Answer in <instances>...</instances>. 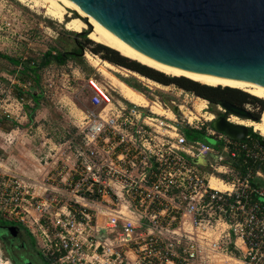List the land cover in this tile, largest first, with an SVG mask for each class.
I'll return each instance as SVG.
<instances>
[{"label": "built area", "instance_id": "built-area-1", "mask_svg": "<svg viewBox=\"0 0 264 264\" xmlns=\"http://www.w3.org/2000/svg\"><path fill=\"white\" fill-rule=\"evenodd\" d=\"M16 75L19 94L7 89V108L0 84V120L16 119L32 92L46 93ZM88 80L71 131L38 142L37 176L7 168L0 147V219L24 227L48 264H264L258 131L236 140L216 130L217 114L205 119L202 99L175 84L143 83L134 90L146 103H137Z\"/></svg>", "mask_w": 264, "mask_h": 264}, {"label": "water", "instance_id": "water-1", "mask_svg": "<svg viewBox=\"0 0 264 264\" xmlns=\"http://www.w3.org/2000/svg\"><path fill=\"white\" fill-rule=\"evenodd\" d=\"M66 1L135 52L166 67L220 82L264 83V0ZM91 31L88 24L77 33ZM168 105L177 112V106ZM219 105L225 112L211 126L243 140L250 127L226 115L256 118L227 100Z\"/></svg>", "mask_w": 264, "mask_h": 264}, {"label": "rangeland", "instance_id": "rangeland-1", "mask_svg": "<svg viewBox=\"0 0 264 264\" xmlns=\"http://www.w3.org/2000/svg\"><path fill=\"white\" fill-rule=\"evenodd\" d=\"M45 12L44 8L36 5L31 0H0V53L20 63H14L0 54V84L5 91V99L1 102L3 107L7 108V89L11 91L10 96L13 98L19 94L17 86L11 85L9 80L16 75L15 72L19 66H21L19 67L21 69L25 63H39L44 53L49 49L54 53L67 52L73 54L78 48V45L82 48L81 51H77L78 55H67L62 64L51 61L45 67L39 68L35 73L27 70H20L17 73L18 76H16L18 79L22 80L28 77L33 80L34 88L37 91L43 88L46 92L44 95L39 96L37 105L32 101V104L27 102L23 103L22 108L26 115H23L24 113L20 110L21 106L18 105L20 107L19 110L15 113L13 112V117L16 116V119L7 118L0 120V142L5 141L1 130L5 131L15 128L17 131L12 134L13 138H8L11 141L13 140L11 145H20L21 151L17 148H14L12 151L18 155L20 154L22 158L25 157L24 159L30 158V156L26 155L28 151L25 148L27 147L35 151L33 147L35 145L34 141L37 140L39 142L41 140L40 132L38 135L36 133L37 126L42 129L44 127L45 130L43 132L47 136L57 137L58 139L62 137L65 131L66 133L71 131L73 115L78 113V108L83 107V101L90 94V91L84 88V85L88 83L90 77L100 80L107 86H112L110 80L96 66L92 65L85 56V54H88L95 60H98L100 65L103 62H107L102 60L100 55L91 51L90 47L83 46L85 39H90L88 35L65 28L64 22L72 16L75 17V14H67L61 23L57 19L48 17ZM86 30L84 29L83 31ZM115 66L121 72L110 69L109 71L121 82L123 81L117 75L130 78L133 82L140 83L141 85H144L146 83L145 81L148 80L155 82L134 70L123 66ZM133 73L144 77L146 80L139 79ZM49 84H52V86H49ZM161 86L162 88L168 89L163 85ZM113 93L117 96L119 95L117 92ZM162 96L166 100L173 98L169 92H162ZM26 98L29 99V95ZM205 101V106L207 107H205L206 109L203 112L211 114L212 116V113L219 115L217 107L206 99ZM244 107L253 115L259 113L258 120L249 119L251 122L255 121V123H258L264 112V106L260 108V105L257 103H248ZM1 111L2 108H0ZM30 113L33 115L32 120H29ZM241 118L239 117V119ZM250 128L252 131L254 130L253 127ZM258 134L263 135L264 138V134H260L259 132ZM205 140L210 144L216 143L213 138H205ZM30 167L34 169L33 166L30 165ZM28 238L32 240L30 236ZM35 249H38L36 244ZM3 262L12 264L9 257L3 253L0 243V263Z\"/></svg>", "mask_w": 264, "mask_h": 264}, {"label": "bare ground", "instance_id": "bare-ground-1", "mask_svg": "<svg viewBox=\"0 0 264 264\" xmlns=\"http://www.w3.org/2000/svg\"><path fill=\"white\" fill-rule=\"evenodd\" d=\"M21 1H28V0H21ZM35 2L36 5L42 7L45 9V14L52 18V19H57L62 23L64 20L65 16L75 14V17H70L67 21L64 22V26L68 30H72L75 32H80L83 31L84 29L88 28V24L92 27V31L89 32L88 38L92 39L95 42L104 44L108 47H111L115 50H117L121 55L126 56L130 59L136 60L139 63H142L148 67H151L155 70H158L160 72H163L164 74L167 75H172V76H179V77H185L190 80L206 84L209 86H228L232 88H238L241 89L245 92H248L249 94H252L256 97L263 98L264 99V83H260L257 81H238V82H220V81H214V80H209V79H204V78H199L187 73H183L181 71L175 70L170 67H166L162 64H159L157 62H154L143 55L135 52L132 50L130 47L125 45L123 42L118 40L116 37H114L112 34H110L108 31H106L97 21H95L93 18L89 17L85 13L81 12L76 6L72 5L66 0H31ZM86 19V21L84 20ZM86 58L88 61L96 66L98 70L110 80L111 84L115 87H118L121 93L129 98L131 101H135L137 103H146V100L144 97L139 95L134 89L128 87L126 84L118 80L114 75H112L110 70L116 71V72H121V70L109 63V62H103L102 65H100L98 60H95L88 54H85ZM123 74V73H122ZM136 75L139 79L141 80H146L144 77L139 76L138 74L133 73ZM150 85L162 88L161 85L152 82L150 80L145 81ZM165 89V88H163ZM205 100H201L200 103L196 105V109L199 112H202L203 117L207 120L213 119V116L211 114L204 113L202 109H205ZM157 111L159 113H163V109L158 107ZM229 119L232 122L235 123H240L244 124L250 127H253L254 130L258 131L260 134H264V112L261 116V119L258 123L251 122L249 119H239L238 116L231 115ZM0 264H7L5 262L0 263Z\"/></svg>", "mask_w": 264, "mask_h": 264}, {"label": "trees", "instance_id": "trees-1", "mask_svg": "<svg viewBox=\"0 0 264 264\" xmlns=\"http://www.w3.org/2000/svg\"><path fill=\"white\" fill-rule=\"evenodd\" d=\"M83 46L90 47V50L93 51L95 54L100 55V57L104 61H107L114 65L123 66L131 70H134L142 74V76L144 75V77L148 79H151L155 82L157 81V83L159 84L160 83L163 85L175 84L181 88H184L185 90L193 92L196 96L203 98V100L206 99L214 106H216L223 100H227L238 106H244L245 104H248V103H252V104L257 103L260 105V108L264 106L263 99H259L249 94L248 92H245L238 88H232L228 86H225V87L224 86H220V87L219 86H209L206 84H202V83L190 80L185 77L168 76L158 70H155L151 67L141 64L136 60H133L126 56L121 55L117 50L111 47H108L104 44L92 41L90 39H85ZM81 50L82 48L79 45L73 54L67 53V52L54 53L51 49H49L44 53L39 63H34V62L25 63L22 67L23 68L22 71L27 70V71H31L35 73L39 68L45 67L51 61H54L57 64H62L65 61L67 55H73V56L78 55L77 51H81ZM1 56H4L7 59H10L14 63H19L18 61H14L13 59L7 57V55L1 54ZM117 77H119L130 88H133L138 91H142L144 89L140 83L133 82L130 78L121 77L119 75H117ZM39 96H41L40 93H36V92L31 93V98L35 105H37L39 102ZM32 116H33L32 113H30L29 120H32ZM255 118L256 120L259 119V113L256 114ZM249 132L252 133L251 128L249 129ZM186 135L188 138H192L196 136L198 138H202L197 133L194 135H191L189 131H186ZM256 136L259 138L260 142L264 144V138L258 134H256ZM7 223L12 224L9 221H7ZM22 228L24 229V227ZM24 230L27 233V235L30 236L32 239L30 241V244L32 246L33 245L35 246V240L33 239V237L30 235V233L26 229Z\"/></svg>", "mask_w": 264, "mask_h": 264}, {"label": "flooded vegetation", "instance_id": "flooded-vegetation-1", "mask_svg": "<svg viewBox=\"0 0 264 264\" xmlns=\"http://www.w3.org/2000/svg\"><path fill=\"white\" fill-rule=\"evenodd\" d=\"M256 117V115H253ZM6 220L0 219V243L3 253H5L12 264H48L35 246L30 244L25 230L15 225L14 229H8Z\"/></svg>", "mask_w": 264, "mask_h": 264}, {"label": "crops", "instance_id": "crops-1", "mask_svg": "<svg viewBox=\"0 0 264 264\" xmlns=\"http://www.w3.org/2000/svg\"><path fill=\"white\" fill-rule=\"evenodd\" d=\"M43 130H45L44 127H43V129L39 126L36 127L37 135L39 132L41 134L40 139H41L42 135H44ZM1 131H2L1 133L4 135V138H7V141L0 142V147L3 149V151L7 157V168L9 167L18 173H25V174H29L32 176H37V168H39L40 165H39L38 161L36 160L35 151L26 147L25 149H27V151H28V152H26V155L30 156V158H26V159H24L25 157L22 158V156H20V154L18 155L12 151L14 148L20 149L19 151H21L20 145H17V144L11 145L13 143V140L12 141L8 140V137L11 138L13 136L12 134L15 133L17 130L15 128H11V129H7L5 131H3V130H1ZM39 142H40V140H39ZM34 143H35V145L33 147H34V149H36V147L38 145V141L35 140ZM23 153H24V151H23ZM27 163H28V165H27ZM30 165L33 166L34 169H32L30 167Z\"/></svg>", "mask_w": 264, "mask_h": 264}]
</instances>
